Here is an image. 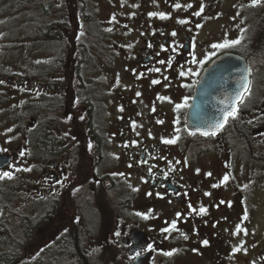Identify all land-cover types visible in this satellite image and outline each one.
Masks as SVG:
<instances>
[{
  "label": "flooded vegetation",
  "instance_id": "af4514ba",
  "mask_svg": "<svg viewBox=\"0 0 264 264\" xmlns=\"http://www.w3.org/2000/svg\"><path fill=\"white\" fill-rule=\"evenodd\" d=\"M94 3L136 14L88 17ZM10 4L17 33L23 25L30 47L46 49L52 61L40 76L0 74L12 89L0 102L6 131L22 138L0 152L9 155L0 173L16 175L27 162L36 175L33 193L47 187L52 195L42 200L39 219L30 218V229H82L99 240L81 245L74 230L80 251L73 262L85 264L98 263L100 250L104 264H264V229L241 224L253 212L254 187L264 185V93L257 92L264 90V0ZM213 19L220 21V41L210 36ZM220 44L230 46L213 47ZM222 53L246 59L250 91L235 102V119L229 116L214 136L202 135L208 132L189 126V119L231 109L205 103L216 89L197 93L202 72ZM218 79L228 104L237 76ZM195 95L205 99L191 111ZM41 133L55 137L56 147L38 149L34 137ZM71 207L77 225L65 224ZM2 217L0 229H9ZM172 224L175 230L165 231ZM59 236L65 244V230ZM88 244L96 245L91 254Z\"/></svg>",
  "mask_w": 264,
  "mask_h": 264
},
{
  "label": "rangeland",
  "instance_id": "374dc122",
  "mask_svg": "<svg viewBox=\"0 0 264 264\" xmlns=\"http://www.w3.org/2000/svg\"><path fill=\"white\" fill-rule=\"evenodd\" d=\"M12 7H14V5H9V0H0V74L7 76L16 72L15 74L18 76L20 74L29 75V73L34 72V75L40 76L43 70L41 68L52 65V61L49 58L51 57V54H49L46 49L38 48L40 46H36L35 49L30 47L28 40H26L27 30L26 28L24 29L23 25H20L19 33H17L13 22L16 13L13 15ZM125 11L126 14H136L134 8L120 9L117 6H114L113 9L108 10L103 4L99 3H94L91 6H88L85 13L88 17H90V13L97 15L95 18L104 17L106 13L109 17H125ZM18 16L22 15L19 14ZM219 23L220 21H215L213 19L211 24L210 36L214 42L220 41L224 38L223 33L220 32L219 26L217 25ZM91 60V57L87 58V63L92 64ZM122 67L123 70H121L120 75L126 73V68L124 66ZM116 70L117 66H115V71ZM100 72L101 71L98 70V76ZM0 87L3 89L0 102L3 103L5 101L4 98L8 97V95L6 96L4 94V91L12 89L11 86L4 83H0ZM257 92L258 95L261 96L264 93V90L260 88ZM6 119L7 116L2 117L0 113V152L13 148L19 141H22L20 134L15 135L6 131V129L9 130L10 127V124ZM15 171L16 175L11 174L9 169L0 173V216L3 215L2 218L5 221L2 223L3 225L6 224L9 229H18L17 222H20L21 220H25L23 221L25 222V225L29 224L31 226L30 218L34 221L38 220L39 216L42 215L43 211L46 209V205L43 204L42 200H44L45 197L52 196L51 191H49L47 187H45L43 194H40V196L33 193L30 186L35 181L36 175L28 169L27 162ZM246 178L247 176L244 174L243 179ZM259 180L264 182L263 178ZM27 189L30 190L28 191ZM253 194L254 195L251 199L253 201V212L251 217H244L241 224L247 225L250 229H264V185L254 187ZM104 209L105 208H103V210ZM98 210H101L100 207ZM63 215H65L66 218V225L78 224V222L75 221L76 218H79L76 209L72 207L70 209L67 208V211L64 212ZM89 226L91 228L90 221ZM48 230L50 235H47ZM64 230L66 235H70L73 230H76L81 245L83 243L86 245L90 241H99L97 239H89L82 233V229H30L26 238V243L24 247L21 248L19 262L24 261L31 264H85V262H73L78 257L80 251V247L77 249L75 245H70L67 248L68 251L63 250L62 248H56L55 252H51L55 249L53 247L54 244L56 245L57 238ZM87 230L88 232L90 230L94 231L93 235L89 233L92 236H95L98 233L96 231L97 229ZM1 236H3V233H0V237ZM95 247L96 245L92 246L91 244H88L86 251L91 254ZM102 248L106 249L105 246ZM97 253L99 254L98 258H101V260H97L98 263L93 262L92 264H104L102 259L103 257L105 258L104 250H100Z\"/></svg>",
  "mask_w": 264,
  "mask_h": 264
},
{
  "label": "water",
  "instance_id": "95a60500",
  "mask_svg": "<svg viewBox=\"0 0 264 264\" xmlns=\"http://www.w3.org/2000/svg\"><path fill=\"white\" fill-rule=\"evenodd\" d=\"M229 76V75H236L237 79H233V83L237 84V87L234 89L237 91L236 94H238V97L241 93L244 92V84H248L249 80V68L244 58L233 55L231 53H224L212 60V62L208 65V67L203 71L199 83H198V90L197 93L200 92V90L204 89L205 91H209L210 89H216L217 92L214 95H211L209 98L205 101L206 104H210L213 107L216 108H222L223 106L233 107L234 105L232 103L224 104L222 100L220 99V96H218V92L222 91V85L221 80L218 79L221 76ZM224 82V81H223ZM225 88V87H224ZM229 89V88H228ZM205 99V96L198 95L193 100V104L191 106V111L194 108L195 104L199 101H203ZM223 115L224 112L218 115L214 118L207 119V120H193L189 119L187 121V124L189 126H194L197 129H200L203 132H211L217 128V124H221L223 122ZM219 117H221V121L217 120ZM9 161V155L8 154H0V167L7 164Z\"/></svg>",
  "mask_w": 264,
  "mask_h": 264
},
{
  "label": "trees",
  "instance_id": "16d2710c",
  "mask_svg": "<svg viewBox=\"0 0 264 264\" xmlns=\"http://www.w3.org/2000/svg\"><path fill=\"white\" fill-rule=\"evenodd\" d=\"M34 141L38 149L45 151L48 148L51 149L52 147H56L55 142L57 140L51 134L46 135L45 133H41L34 137ZM23 221L25 220L17 222L18 229H1L0 233H3V236L0 237V264H17L20 261V252L22 250L21 248L24 247L26 238L31 228L29 224L25 225V222ZM74 235V230L70 235H66L67 239L65 241V244L64 241H62L61 243L60 237H58L56 240V245L54 244L53 247L55 249L52 248L53 250L51 252H55L56 248H62L63 250L68 251L67 248L70 245H75L74 242L77 241ZM18 264L31 263L21 261Z\"/></svg>",
  "mask_w": 264,
  "mask_h": 264
},
{
  "label": "snow or ice",
  "instance_id": "6c2138e0",
  "mask_svg": "<svg viewBox=\"0 0 264 264\" xmlns=\"http://www.w3.org/2000/svg\"><path fill=\"white\" fill-rule=\"evenodd\" d=\"M257 2H259V0H257ZM180 7V5H177V8H179ZM190 7V6H189ZM203 10V9H202ZM201 10V11H202ZM196 15H200V13H196ZM161 18H164V17H161ZM181 23H186V22H181ZM173 35H175V33H173ZM236 44H238V43H240V41L238 40V41H236L235 42ZM230 45H227V44H220V45H213V47L214 48H225V47H229ZM161 63H163V62H161ZM182 75H183V73H182ZM153 83L155 84V83H159V81H153ZM243 88H244V92H249L250 91V88H249V85L247 84V83H245L244 84V86H243ZM239 103H243V98H241L240 100H239ZM178 107H183V105H181V106H178ZM236 111H237V109H236V107L235 106H233V107H231V109L227 112V115H225L224 117H223V120L226 122L227 121V119L229 118V116L231 117V118H233V119H235V113H236ZM224 125L221 123V124H217V129H219V128H222ZM202 135H215L216 134V132L215 131H211V132H208V133H201ZM176 141L175 140H164L163 141V143H165V144H169V143H175ZM30 170V169H29ZM224 180H225V182L228 180V177L227 176H225L224 177ZM134 191H135V189H134ZM206 209H201L200 210V212H201V214H205L206 213ZM145 219H147V217H144ZM175 224H172L171 226H170V228H168V229H165V231H174L175 230ZM116 235H120V233H116ZM137 255H139V253H137Z\"/></svg>",
  "mask_w": 264,
  "mask_h": 264
},
{
  "label": "bare ground",
  "instance_id": "6f19581e",
  "mask_svg": "<svg viewBox=\"0 0 264 264\" xmlns=\"http://www.w3.org/2000/svg\"><path fill=\"white\" fill-rule=\"evenodd\" d=\"M42 33V32H41ZM60 37V36H59ZM48 127V126H47ZM40 145V144H39ZM52 145V144H51ZM11 240V239H10Z\"/></svg>",
  "mask_w": 264,
  "mask_h": 264
}]
</instances>
